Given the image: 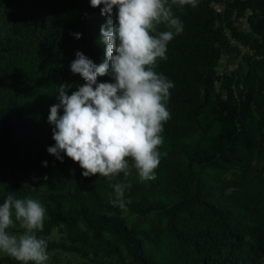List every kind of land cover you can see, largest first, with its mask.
Segmentation results:
<instances>
[{
	"label": "trees",
	"instance_id": "trees-1",
	"mask_svg": "<svg viewBox=\"0 0 264 264\" xmlns=\"http://www.w3.org/2000/svg\"><path fill=\"white\" fill-rule=\"evenodd\" d=\"M172 10L183 30L154 69L174 85L156 178L141 180L135 169L84 177L78 163L48 153V115L60 85H72L71 94L84 83L70 70L77 51L96 64L105 59L100 26L108 17L90 0H0V203L10 194L39 201L46 215L37 235L48 249L86 256L112 241L131 264H264V0H198ZM225 30L249 52L240 54ZM231 56L244 64L217 68ZM30 172L46 175L49 188L39 190ZM228 172L230 192L220 184ZM119 182L131 184L123 209L111 203ZM55 227L68 236L50 239ZM4 263L19 264L10 256Z\"/></svg>",
	"mask_w": 264,
	"mask_h": 264
},
{
	"label": "clouds",
	"instance_id": "clouds-1",
	"mask_svg": "<svg viewBox=\"0 0 264 264\" xmlns=\"http://www.w3.org/2000/svg\"><path fill=\"white\" fill-rule=\"evenodd\" d=\"M197 3L90 0L93 8L100 7V13L108 17L100 26L105 59L96 64L84 53H75L70 70L84 83L71 94L67 89L72 85L59 86V102L50 106L48 115L55 141L47 148L49 154L62 162L63 153L79 164L84 177H128L135 169L141 180L156 178L161 133L171 118L166 103L174 85L154 69L158 60L167 59L168 43L183 30L172 5L196 7ZM160 25L165 30H158ZM74 35L80 38V33ZM104 76L111 82L98 81ZM42 163L47 166V161ZM130 187V183H115L111 203L123 209L125 191ZM45 215L39 201L8 195L0 203V253L19 264H47L48 242L37 235L43 229ZM16 223L22 232L10 231Z\"/></svg>",
	"mask_w": 264,
	"mask_h": 264
},
{
	"label": "rangeland",
	"instance_id": "rangeland-1",
	"mask_svg": "<svg viewBox=\"0 0 264 264\" xmlns=\"http://www.w3.org/2000/svg\"><path fill=\"white\" fill-rule=\"evenodd\" d=\"M222 8V4H219ZM244 22L240 24V28L244 27ZM5 24L4 21H0V33L4 29ZM249 52V50L247 51ZM226 58L222 57L221 60L217 64V68L225 66L228 70L235 69L236 64H244V61L240 59L239 56H235L230 58V62L226 63ZM226 63V64H225ZM238 172V171H233ZM30 180L39 190H47L50 186V182L44 179V175L37 176L33 172L29 173ZM220 184L226 187L225 191L230 192L235 187L234 177L231 175V172L225 173L222 176ZM121 215L125 217L127 220H134L136 215L127 211H122ZM155 218L153 215L148 216V221L144 222V225H150L154 222ZM20 226L18 223L14 225L13 228L10 229L13 233H20ZM68 233L65 232L60 227L53 228L49 233V238L52 240H58L60 238H66ZM112 241L105 244L95 253L89 252L86 256H81L80 254L73 251H64L61 249H48L49 260L47 264H131L129 262L128 256L124 252V250L119 246L115 245V247L111 246ZM8 256L7 254L0 253V258ZM10 264V263H4Z\"/></svg>",
	"mask_w": 264,
	"mask_h": 264
},
{
	"label": "built area",
	"instance_id": "built-area-1",
	"mask_svg": "<svg viewBox=\"0 0 264 264\" xmlns=\"http://www.w3.org/2000/svg\"><path fill=\"white\" fill-rule=\"evenodd\" d=\"M212 8H213L216 12H220V10H221L220 5H219V4H216V3H213V4H212ZM224 34H225L227 40L229 41V43H230L231 45H237V46H238L239 51H240V54L248 51V48L245 47V46H243V45H241V44H240L235 38H233V37L229 34L228 30H225V31H224Z\"/></svg>",
	"mask_w": 264,
	"mask_h": 264
}]
</instances>
